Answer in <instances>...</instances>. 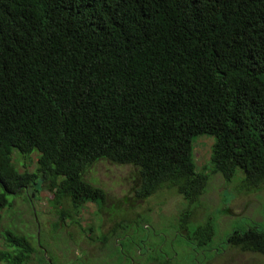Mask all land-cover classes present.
I'll use <instances>...</instances> for the list:
<instances>
[{"label": "trees", "instance_id": "trees-1", "mask_svg": "<svg viewBox=\"0 0 264 264\" xmlns=\"http://www.w3.org/2000/svg\"><path fill=\"white\" fill-rule=\"evenodd\" d=\"M204 135L209 174L193 155ZM13 151L35 155V172L20 173ZM98 161L137 170V202L165 190L194 204L214 175L263 184L264 0H0V219L10 197L42 188L56 226H78L87 205L101 214L106 195L84 180ZM190 214L169 242L147 218L122 220L99 237L101 264H197L228 248L264 257V223L214 245L215 219ZM4 239L0 262L51 264L40 243Z\"/></svg>", "mask_w": 264, "mask_h": 264}, {"label": "rangeland", "instance_id": "rangeland-1", "mask_svg": "<svg viewBox=\"0 0 264 264\" xmlns=\"http://www.w3.org/2000/svg\"><path fill=\"white\" fill-rule=\"evenodd\" d=\"M213 143L214 138L206 135L194 140L192 147L198 172L209 174V170L205 169ZM17 155L18 152L13 151L12 157L18 171L34 173L36 156L22 160ZM241 178L238 174L230 182H225L219 175L209 176L205 193L194 204L186 203L174 191L165 190L137 202L133 199L137 170L132 166L98 161L86 170L84 180L105 193L101 214L92 205H87L76 218L78 226L68 223L56 226L57 218L50 208L51 196L47 190L42 188L36 196L32 195V190H24L19 197H10L11 207L2 212L0 252L10 249L4 239V232L10 230L26 237L32 247L40 243L39 249L49 250L52 260H48L51 264L71 263L85 256L91 264H101L107 252L101 250L105 248L99 237L106 235L122 220L131 222L139 216L147 218L154 234L168 231L166 241L169 242L172 232L170 225L185 210H190L189 221L192 224L203 223L208 217L215 219L214 245H219L224 235L232 229L243 230L252 223H264V183L244 188ZM147 249H152V245L147 246ZM37 256L31 259L30 264H39ZM178 256L174 264H184L183 257ZM184 256L188 257L187 252ZM197 264H264V257L228 248L220 255L204 257Z\"/></svg>", "mask_w": 264, "mask_h": 264}]
</instances>
